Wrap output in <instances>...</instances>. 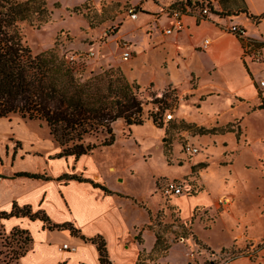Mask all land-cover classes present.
Returning <instances> with one entry per match:
<instances>
[{"label": "rangeland", "instance_id": "rangeland-1", "mask_svg": "<svg viewBox=\"0 0 264 264\" xmlns=\"http://www.w3.org/2000/svg\"><path fill=\"white\" fill-rule=\"evenodd\" d=\"M143 2L145 7L157 4L47 0L52 11L48 22L19 26L34 53L56 47L60 54L76 56L86 69L84 77L115 67L140 85L145 122L129 126L118 119L113 124L115 142L88 154L111 188L132 196L129 202L137 219L149 220L143 229L167 247H143L140 264H264V106L254 94L256 79L248 85L250 98L241 99L225 92V80L211 76L198 62L193 67L200 78L183 68L173 37L160 31L164 17L144 26L152 16H132V10L144 11ZM236 5L242 7L240 0ZM125 41L134 50L129 61L122 58ZM262 76L257 70L256 77ZM21 119L52 137L44 121L18 114L6 117ZM105 136L87 141L100 143ZM7 139L10 149L21 146L14 134ZM188 145L199 151H187ZM172 179L183 185L180 196L164 188ZM10 235L0 226V264H20L13 257V250L21 251L20 244L6 239ZM145 238L150 247L154 235L147 232Z\"/></svg>", "mask_w": 264, "mask_h": 264}, {"label": "crops", "instance_id": "crops-1", "mask_svg": "<svg viewBox=\"0 0 264 264\" xmlns=\"http://www.w3.org/2000/svg\"><path fill=\"white\" fill-rule=\"evenodd\" d=\"M156 1L157 4L147 7L143 2L144 11L138 12V17L139 13L152 16L144 26L164 17L165 24L160 31L173 37L183 68L187 66L186 70L198 75L193 67V63L198 62L211 76L219 75L225 80L228 84L225 92H234L241 99L250 98L247 89L255 78L256 85L252 84L254 94L264 106L259 88V81L264 76L256 77L257 70L264 72V0H240L242 7H237L236 0H213V11L206 19L183 15L181 30L175 26L176 18L163 9L166 5H183L187 1ZM246 10L261 18L254 20ZM235 24L246 30L244 38L229 30ZM169 28L173 31L167 33ZM205 39L210 40L207 45ZM243 39L260 43L263 61L252 60L254 51H247ZM130 46L132 55L126 61L133 57L134 50ZM10 134H14L15 141L21 144L18 150L9 148L7 137ZM61 150L53 136H44L29 128L23 119L13 122L7 121L6 117L0 118V211L11 212L14 204L20 207L29 205L33 212L45 213L51 224L73 225L80 234H73L68 227L50 228L41 218L32 219L26 215L5 218L2 223L7 232L20 227L28 230L33 238L31 248L20 258V264H102L97 245L81 235L88 238L103 236L111 264H140L141 249H150L156 243L155 234L143 229L149 220L137 219L133 204L129 202L132 196L111 188L92 156L82 155L79 159L74 155L59 157ZM20 172L39 173L49 178L17 175ZM64 174L79 175L104 184L111 192L90 181L61 178ZM147 232L154 235L150 247L146 245ZM63 244H68L69 248H62Z\"/></svg>", "mask_w": 264, "mask_h": 264}, {"label": "trees", "instance_id": "trees-1", "mask_svg": "<svg viewBox=\"0 0 264 264\" xmlns=\"http://www.w3.org/2000/svg\"><path fill=\"white\" fill-rule=\"evenodd\" d=\"M245 12L256 21L261 18ZM51 15L47 0H0V118L18 114L46 122L50 134L62 148L58 156L74 155L79 159L99 146L115 142L113 124L118 119L129 126L143 124L144 102L138 94L140 85L129 81L120 68L91 71L89 77H84L86 69L77 60L60 54L56 47L34 53L24 40L19 24L28 22L40 26ZM243 42L245 46L260 47V43L246 39ZM101 133L106 136L100 143L87 141L88 137ZM17 175L49 178L29 172ZM61 178L90 181L111 192L104 184L79 175L64 174ZM13 215L41 218L50 228L68 227L73 234L80 235L73 225L51 224L45 213L33 212L29 205L14 204L11 212L0 211V226H4L3 219ZM10 233L6 239L11 237L20 244L21 251L13 250V257L20 259L31 248L33 238L28 230L20 227ZM81 237L97 245L102 264H111L103 236ZM154 249L166 251L167 247L160 246L157 237Z\"/></svg>", "mask_w": 264, "mask_h": 264}, {"label": "built area", "instance_id": "built-area-1", "mask_svg": "<svg viewBox=\"0 0 264 264\" xmlns=\"http://www.w3.org/2000/svg\"><path fill=\"white\" fill-rule=\"evenodd\" d=\"M186 1L187 2L183 5L169 4L164 6L163 9V11L166 14L176 18L175 26L178 30H181L184 27V22L182 20L183 15L187 14L194 16L198 19H206L209 16V14L213 11V0H186ZM132 16L136 18L138 16V13L132 10ZM229 30L241 38H244L246 33V30L237 24L232 25L229 28ZM172 31L173 28L167 29V33H170ZM209 41H210L209 39H205V44L207 45ZM258 48L259 47H257V49H254V56L259 61L260 58L262 57V53L261 50ZM91 54H94V52H91ZM131 55H132V51L129 42L128 41L123 42V58L125 60H128L131 57ZM75 57H76L75 55H70L69 59L75 60L76 59ZM259 88L264 97V78L259 81ZM172 116H173L172 114H168V119H171ZM187 151L196 153L199 151V149L197 147L188 145ZM164 188L168 193H173L176 195L182 194L183 192L182 183L175 179L167 180L165 182ZM62 248L66 249L69 248V246L68 244H63Z\"/></svg>", "mask_w": 264, "mask_h": 264}]
</instances>
